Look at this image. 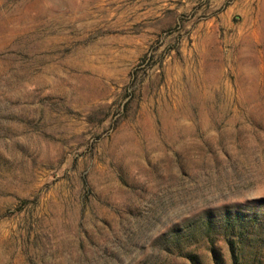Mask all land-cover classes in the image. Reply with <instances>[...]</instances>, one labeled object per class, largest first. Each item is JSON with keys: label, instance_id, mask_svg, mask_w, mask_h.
I'll use <instances>...</instances> for the list:
<instances>
[{"label": "rangeland", "instance_id": "1", "mask_svg": "<svg viewBox=\"0 0 264 264\" xmlns=\"http://www.w3.org/2000/svg\"><path fill=\"white\" fill-rule=\"evenodd\" d=\"M211 247L264 264V0H0V264Z\"/></svg>", "mask_w": 264, "mask_h": 264}, {"label": "trees", "instance_id": "2", "mask_svg": "<svg viewBox=\"0 0 264 264\" xmlns=\"http://www.w3.org/2000/svg\"><path fill=\"white\" fill-rule=\"evenodd\" d=\"M215 224H216L215 221H213L212 219L211 220H204L202 222V224L199 225L200 227H194L193 225H190V227L188 228V231L186 233H183L182 235L179 231H177V230L174 231V239L173 240H175L177 242L175 245L180 244L182 241L186 242L187 240H193V237L199 228L201 230H203V233L205 235H208L209 232L214 228ZM220 224H222V226H221L222 228L220 230H226L229 233L231 232L232 235H234L233 232L235 231V228L239 230V234L237 236L238 239L232 238L231 241L228 243L230 249L241 250V249L248 248V246L255 247L253 242L251 244H249V239H246L247 237L244 235V232H243L244 229L247 230L249 227L256 228L257 218L255 215H252L249 218H245L244 221H242L240 219L239 215H235V217H232V218L224 217L223 219H221ZM216 226H217V224H216ZM252 239H253V237H252ZM235 241H236V243H235ZM250 241H251V239H250ZM234 244H236V248H233ZM210 253H211V257H212L214 264H224V260L222 258L221 253L219 252V250L211 247ZM243 253H244L243 251H240L239 254L243 255ZM185 256L191 264H201L200 261L198 260V257L194 253H192L190 251H186Z\"/></svg>", "mask_w": 264, "mask_h": 264}]
</instances>
